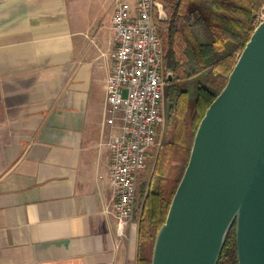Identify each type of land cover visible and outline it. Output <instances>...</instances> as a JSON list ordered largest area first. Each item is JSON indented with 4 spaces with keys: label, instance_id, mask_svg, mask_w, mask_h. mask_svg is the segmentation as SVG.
<instances>
[{
    "label": "crops",
    "instance_id": "crops-1",
    "mask_svg": "<svg viewBox=\"0 0 264 264\" xmlns=\"http://www.w3.org/2000/svg\"><path fill=\"white\" fill-rule=\"evenodd\" d=\"M117 0H0V264H135L112 210Z\"/></svg>",
    "mask_w": 264,
    "mask_h": 264
},
{
    "label": "water",
    "instance_id": "water-1",
    "mask_svg": "<svg viewBox=\"0 0 264 264\" xmlns=\"http://www.w3.org/2000/svg\"><path fill=\"white\" fill-rule=\"evenodd\" d=\"M233 226L238 264H264V18L199 123L151 264H218Z\"/></svg>",
    "mask_w": 264,
    "mask_h": 264
},
{
    "label": "trees",
    "instance_id": "trees-1",
    "mask_svg": "<svg viewBox=\"0 0 264 264\" xmlns=\"http://www.w3.org/2000/svg\"><path fill=\"white\" fill-rule=\"evenodd\" d=\"M264 0H155V19L166 66L174 80L168 139L147 193L139 227L137 264H151L156 234L188 163L195 133L209 105L227 83L236 61L258 25ZM195 80V96L187 83ZM218 264H238L235 226Z\"/></svg>",
    "mask_w": 264,
    "mask_h": 264
},
{
    "label": "built area",
    "instance_id": "built-area-1",
    "mask_svg": "<svg viewBox=\"0 0 264 264\" xmlns=\"http://www.w3.org/2000/svg\"><path fill=\"white\" fill-rule=\"evenodd\" d=\"M263 18H258V24ZM111 28L115 47L106 81L104 125L110 127V185L118 230L133 221L139 178L160 146L165 123L166 57L155 0H117Z\"/></svg>",
    "mask_w": 264,
    "mask_h": 264
},
{
    "label": "rangeland",
    "instance_id": "rangeland-1",
    "mask_svg": "<svg viewBox=\"0 0 264 264\" xmlns=\"http://www.w3.org/2000/svg\"><path fill=\"white\" fill-rule=\"evenodd\" d=\"M260 18H264V9L259 13ZM167 65V64H166ZM166 82L168 79V76L171 75L172 78L170 81L174 80L173 72L166 66ZM194 82L195 80H190L187 83V86L190 89L192 97L195 96V88H194ZM170 84L166 83V95H165V103H164V115H165V123L161 129L160 134V146L159 149L153 159H151L148 162V165L146 169L141 173L139 178V191H138V198H137V207L134 214V223L136 225V231L137 233V239H138V250H139V227H140V219L142 217V211H143V203L145 200V197L149 190L154 187L155 181L157 179V173L155 172L156 165L159 161L160 155L162 154V150L164 146L166 145L167 139H168V131H169V125H168V118L170 115V101L167 98V91ZM138 261V253H137V264Z\"/></svg>",
    "mask_w": 264,
    "mask_h": 264
}]
</instances>
